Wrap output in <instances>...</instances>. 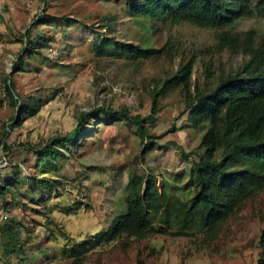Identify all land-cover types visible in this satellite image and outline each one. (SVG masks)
I'll list each match as a JSON object with an SVG mask.
<instances>
[{
  "label": "rangeland",
  "instance_id": "374dc122",
  "mask_svg": "<svg viewBox=\"0 0 264 264\" xmlns=\"http://www.w3.org/2000/svg\"><path fill=\"white\" fill-rule=\"evenodd\" d=\"M43 17L50 22H41ZM64 18L75 22L69 25ZM250 30L263 36L264 19H242L231 32ZM217 33L189 23L141 20L134 17L129 0H0V185L21 183L18 203L8 211L0 197V225L14 219L28 237L19 255L8 256L0 247V264H73L63 249L108 231L126 213L125 188L131 177L152 176L160 192L188 200L193 190L185 185L197 157L185 161L182 152H203L199 144L204 133L184 114L180 87L158 98L157 120L148 127L165 136L144 158L147 141L136 136V125L114 122L99 110L127 109L134 116H149L154 91L190 60L195 62L193 83L200 87H212L220 76L238 71L248 57L219 50ZM39 35L51 39L48 47H37L41 54L22 72L14 71L20 56L27 59L26 36ZM102 35L154 48L168 44L170 55L141 61L113 50L99 55L95 47ZM7 78L14 81L21 104L42 101L35 116L10 104ZM83 115L92 120L86 124L92 137H83L71 151L63 149L69 161L60 163L59 172L39 174L35 149L63 139ZM24 177H46L61 185L33 201L25 194L33 184ZM263 231L264 191L229 218L213 241L204 233H126L87 254L84 264H264Z\"/></svg>",
  "mask_w": 264,
  "mask_h": 264
},
{
  "label": "trees",
  "instance_id": "16d2710c",
  "mask_svg": "<svg viewBox=\"0 0 264 264\" xmlns=\"http://www.w3.org/2000/svg\"><path fill=\"white\" fill-rule=\"evenodd\" d=\"M129 1L134 17L144 21L160 20L172 26L189 23L214 29L218 32L219 50L228 49L235 54H244L248 60L238 71L220 76L217 84L208 88L193 83V60L182 64L174 76L163 82L160 91H154L153 108L145 118L134 116L127 109L99 110L114 122L130 127L136 125V136L143 143L147 141L141 152L144 158L147 153L156 149L158 140L165 136L154 135L148 127V124L157 120L158 98L178 85L185 100L184 114H188L193 125L204 133L199 144V149L203 152H182L185 161L197 157V160L192 161L185 185V188L193 190L187 201L166 191L160 192L152 176L131 177L125 188L126 213L108 231L73 242L71 246L65 247L67 249H63L64 256L72 259L73 264H84L87 254L118 241L126 233L131 236L141 232L177 236L204 233L206 238L213 241L229 218L247 201L264 191V35L259 38L255 30L240 34L231 32L234 25L242 19H264V0H258L256 4L254 0ZM64 20L69 25L75 22L69 18ZM40 21L45 24L50 22L44 17ZM50 40L45 35L35 38L26 36L23 53L27 54V59L20 56L14 71L22 72L23 68L41 54L36 51L37 47H48ZM110 50L119 51L121 55L134 61L160 59L170 55L168 44L162 48H154L121 42L113 36H100L95 47L97 54L103 55ZM209 70L210 68L206 69L210 78L213 75ZM15 90L14 81L7 78L5 93L10 104L15 108H23L26 116H35L42 108V101L31 99L29 103L21 104ZM15 120L16 118L13 119ZM87 120L86 115H83L78 126L63 139L35 149L39 174L59 172L60 163L69 161L63 149L71 151L80 145L78 141L83 137H92L88 136L90 129L86 127L92 120ZM12 129L13 126L9 125V130ZM5 150L9 151L10 148L5 146ZM19 172L20 169L17 168L14 174L18 177ZM179 176L175 177L176 181L180 180ZM24 180L33 184L25 193L33 201L45 190L56 191L61 185L58 180L46 177H24ZM20 185L21 183L11 181L0 185V197L5 211L18 203L16 194ZM50 207L54 208V205ZM12 220L14 222L5 219L0 225V247L8 256L22 253L23 244L28 238L23 234L21 223ZM261 242L264 257V231ZM44 256H49L48 251Z\"/></svg>",
  "mask_w": 264,
  "mask_h": 264
}]
</instances>
